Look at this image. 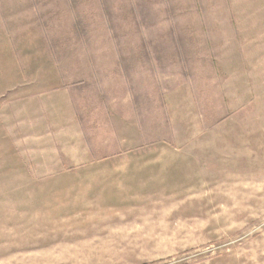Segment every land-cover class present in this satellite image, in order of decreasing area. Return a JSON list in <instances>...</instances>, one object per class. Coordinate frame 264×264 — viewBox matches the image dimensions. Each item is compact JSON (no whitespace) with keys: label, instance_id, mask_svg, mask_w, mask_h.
I'll return each mask as SVG.
<instances>
[{"label":"rangeland","instance_id":"1","mask_svg":"<svg viewBox=\"0 0 264 264\" xmlns=\"http://www.w3.org/2000/svg\"><path fill=\"white\" fill-rule=\"evenodd\" d=\"M0 264H264V0H0Z\"/></svg>","mask_w":264,"mask_h":264}]
</instances>
